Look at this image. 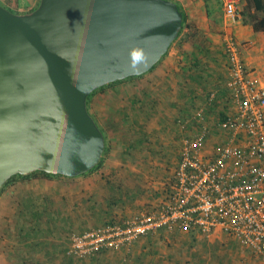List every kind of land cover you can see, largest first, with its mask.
<instances>
[{"label":"water","instance_id":"95a60500","mask_svg":"<svg viewBox=\"0 0 264 264\" xmlns=\"http://www.w3.org/2000/svg\"><path fill=\"white\" fill-rule=\"evenodd\" d=\"M183 26L171 0L0 4V191L17 175L79 177L106 140L88 109L96 90L151 71Z\"/></svg>","mask_w":264,"mask_h":264},{"label":"crops","instance_id":"0c3cea01","mask_svg":"<svg viewBox=\"0 0 264 264\" xmlns=\"http://www.w3.org/2000/svg\"><path fill=\"white\" fill-rule=\"evenodd\" d=\"M14 1L16 0H0V4L11 9V6L15 4ZM35 1L27 0L25 5L34 4ZM171 1L184 8L188 20L196 25V31L190 36L194 37L193 41L188 40L186 45L167 54L153 70L140 78L139 81L143 85L135 82L131 86L118 84L116 90L109 91L102 96H95L94 104L92 102L93 109L88 108L90 114H94L95 111L97 112L95 102H106L104 109L101 110L103 123L101 124L102 119H97L105 137H107V132L110 133L115 128L118 133L122 134L120 138L125 148H132V143L137 141L140 146L144 144V147L164 150L162 155H166L165 157H149L146 160L141 157L138 160L133 158L142 172L141 174L133 172L134 176L139 175V186L135 188L136 192H133L135 193L134 200L132 201L129 195L126 196L127 193L123 196V202L126 204L123 207L129 213L144 209L142 203L145 199V203L161 199L162 194L157 191L162 184L160 180H169L172 177L171 182L174 179L180 161L182 140L185 136L201 132L204 126L210 127V134L206 141V150L210 152L228 141V137L218 130L219 120L229 108L227 100L230 90L226 86L230 74L225 45L227 33L243 45L242 57L246 66L253 71V75L260 83L264 84V32H255L251 25L243 24V22L235 27H227L223 12L222 26L225 36L224 39L221 36L220 41L218 36L212 32L213 28L211 29L214 12L219 11V5L221 6L220 0ZM246 5L248 6L247 0H243V9ZM147 81L149 88L145 86ZM212 93H216L219 100H211ZM200 109L205 113L204 120H199L194 116ZM103 124L106 127L103 128ZM131 133L134 135L133 141L128 138ZM149 136L154 139L148 140ZM150 143L153 147L149 146ZM124 169L126 170V167ZM147 177L154 182V185L152 188L146 186L150 194L145 198L146 191L144 192L140 187L143 182L148 181ZM35 183V180L18 182L0 200V264H15L18 255H21L23 244L18 230L27 222L26 213L31 210V204L28 202L32 198L41 197L42 199V196H45V193L37 191ZM154 186L157 187L153 189ZM18 195L22 196L21 202L16 204L15 200L19 197ZM12 196H14V203L13 201L10 203ZM92 196L86 193L85 214L92 211ZM117 208L118 206L107 210L111 214ZM159 234L155 231L151 237L147 235L139 237L132 244L121 246L113 253L118 257L131 254L134 261L143 257L148 261L149 256L158 253V250L162 251L156 245L161 246L166 243L172 247V245L181 243L185 246L184 248H188L199 242H207L209 246L212 244L217 246L219 243L212 237L194 240L190 236H185L187 235L185 231H180L179 237L162 238ZM217 234L224 235L221 232L215 233ZM221 235L219 238H222ZM227 238L223 237L224 240ZM181 251L183 250L179 249L177 254L182 256ZM164 253L170 255L166 248H164ZM251 257L253 264H264L263 258L255 255ZM19 259L22 260V257Z\"/></svg>","mask_w":264,"mask_h":264},{"label":"built area","instance_id":"2783aa9c","mask_svg":"<svg viewBox=\"0 0 264 264\" xmlns=\"http://www.w3.org/2000/svg\"><path fill=\"white\" fill-rule=\"evenodd\" d=\"M227 27L242 23L243 0H220ZM229 58L228 109L218 130L228 141L206 150L211 130L185 136L174 179L164 201L121 224L95 227L70 238L68 254L87 258L101 250L129 245L149 232H221L264 259V84L246 66L243 45L225 37ZM211 100H219L212 93ZM205 119L203 110L194 115ZM215 129V127H213Z\"/></svg>","mask_w":264,"mask_h":264},{"label":"rangeland","instance_id":"374dc122","mask_svg":"<svg viewBox=\"0 0 264 264\" xmlns=\"http://www.w3.org/2000/svg\"><path fill=\"white\" fill-rule=\"evenodd\" d=\"M14 2L15 4L11 6L12 10L9 8L7 9L16 14L30 13L33 10H35L40 4V0H36L34 4H30V5H25L27 4V0H16ZM182 9L184 10V8ZM250 13H251V8L249 5L248 6L246 5V7L243 9L242 12L243 24L251 25L250 21L252 19ZM212 14L213 12L211 13V15ZM214 15L215 16L212 21L213 26L211 27V29L213 28L212 32L216 34L219 40L221 41L220 37L223 36L224 39L225 33H223L224 32L222 26L223 11L220 5H219V11L214 12ZM255 16L257 18H262L264 16V13L261 12L255 13ZM196 29H197L196 25L192 24L188 20L187 27H185L183 33L180 36H178L177 40L172 44L167 54L172 53L176 49H180V46L186 45L185 43H187L188 40L193 41L194 37L191 38L190 36L194 34ZM226 35H228V33ZM144 76L145 75H142L141 77L135 76L134 79L128 78V80L125 79V81L121 82L120 84L121 85L128 84L131 86V84L135 82L138 83L139 85H143L139 80ZM118 86H119L118 84H115L107 88L105 86V88L102 87L103 89H98V91L95 94H93L89 99L88 108L93 109L92 102L94 104L93 98L95 96L98 95L102 96L109 91L116 90ZM145 86L146 88H149L148 81L145 83ZM95 104L97 105V112L95 111V113L93 112L94 114L91 113V115L96 121L98 127L102 130L99 123L97 122V119L98 120L102 119L101 124L103 123L104 120L101 117L103 112L101 113V110L104 109L106 102L101 103V101H98L95 102ZM102 126L103 128L106 127L104 126V124ZM116 130L115 128H113L112 132L110 133L107 132L106 149L102 158V160H104L103 166L100 167L98 170H95L87 175H82L74 178L61 176V177L48 179L43 177L41 174H37L33 179H27L31 181L35 180L36 181L35 186H37L36 187L37 191H39L40 193H45V196H48L49 198L52 199V201L54 202V208L56 209L55 212L63 211L65 214L68 215L69 219H72V204L76 202L81 207H83L82 205H84V202L86 201V193H87V195L89 194L93 195L92 201L93 202L95 201L96 203L99 204L97 206V209L96 210L92 209L94 210V212L90 214L87 213L85 214V208L84 211L78 209L74 214V216L76 218L84 217V216L88 217V223L93 228L103 226L101 224L109 222L113 218H116L118 221H121L123 220L124 215H128V219L140 215L138 212L135 213L127 212L123 207V205L126 204H124L122 199L123 194L124 192L127 191V189H132V188L135 189L138 188L139 186L138 185L139 175L134 176L133 172L135 174L136 173L141 174L142 171L139 169V165L136 164L135 163L136 161L134 160H138V158L140 157L146 160L149 157L152 158H156L157 156L165 157L166 155H162L164 150H160L158 148L153 147L151 143L149 144V146L153 148L144 147V144L140 146V143H138L137 141H135L136 143H132L133 145L132 148H128V147L125 148L123 145V141L120 138L122 134L118 133ZM128 138L129 139L131 138L130 141H133L134 139L133 133L128 135ZM150 139L153 140L154 138H152V136H149L148 140ZM125 167L126 170L124 169ZM147 179H148L147 182L142 183V181H140V183H142L140 188L143 189L144 192L146 191L145 198H147V195L150 194L146 189V186L152 188V186L154 185V182L150 180L149 177H147ZM170 179H172V177ZM170 179L160 180V184L161 183L162 184L161 186H159V189H157V191L162 194L161 199L153 200L148 203H145L146 202L145 199V202L142 203L144 209H142L143 211L141 213L148 212L153 208L160 206L161 202L165 200L164 199L165 190L167 184L170 183ZM21 181H25V180L18 179L17 181L14 182L13 185L9 186L1 194L0 200L5 194H7L10 191L12 187H14L16 183ZM155 187L157 186H154L153 189ZM21 197L22 196L16 198L15 200L16 204L21 202ZM118 199H119V203H121L118 206L119 209L117 208L115 212L110 214L107 209H110L111 202L113 200L118 202ZM13 200H14V196L10 198V203ZM12 203H14V201ZM93 208H95L94 205ZM113 208H115V206ZM62 235L57 234L58 237L56 238V240L58 242L56 241V244H61L64 245L65 247H68L71 236L70 235L62 236ZM220 235L221 234L212 236V238H214L215 240L217 239L221 240V241L219 240V243L217 244L216 247L214 245H210V246L207 245V242L204 243L199 242L198 244H192L188 248H184L185 246L181 243H179L180 245L178 244L172 245V247H170V245H167L166 243L162 244L161 246L156 245V247L158 249H161L162 251L158 250V253L149 256L147 262L148 264L153 262H155V264H253V260H251L252 258L251 255H254V253L252 251L246 249L245 247L243 248L241 245H238L235 242H232L233 240L232 241L228 239L224 240L223 237L227 238V236L221 235L222 238H219ZM166 237L169 236L167 235ZM202 238H204L203 235H196L194 237L192 236V239L194 240H200ZM164 248H166L170 252V255L164 253ZM179 249L183 250L181 251L182 256L180 254H177ZM117 257H118L117 255L113 254L111 256L112 259L111 258L109 259L111 261H114ZM130 261L133 262L134 258H130Z\"/></svg>","mask_w":264,"mask_h":264},{"label":"trees","instance_id":"16d2710c","mask_svg":"<svg viewBox=\"0 0 264 264\" xmlns=\"http://www.w3.org/2000/svg\"><path fill=\"white\" fill-rule=\"evenodd\" d=\"M247 2L251 8L252 14L250 13V16L252 20L250 22H251V26L253 30L258 33L264 32V16L262 18H257L255 16V13H259V12L264 13V0H247ZM178 7L180 9V12L183 14V26L179 33V36H180L185 30V27H187L188 17H187V14L184 12V10L180 6ZM242 22H243V18H242ZM165 56H167V54ZM164 57L162 59H164ZM226 57L228 59V67H229L230 64H229L228 55ZM129 79H134V77L133 78L130 77ZM123 81L125 80L117 81L106 87H109L115 84H120ZM103 88H100V89H103ZM97 91L98 90H96L94 93H92L88 97V101L91 98V96L95 94ZM102 132L104 133L103 130ZM105 140H106V137H105ZM103 161L104 160H101V162L89 173L95 170H98L100 167H102ZM37 174H41L43 177L48 178V179L61 177V175H51L45 172H36L30 176L17 175L8 181V183L0 191V196L9 186L13 185L14 182L17 181L18 179H23V180L33 179L35 175ZM87 174H84V175H87ZM133 192H136V190L129 189L126 192H124V194L127 193L126 196L129 195L133 201L135 198V193ZM42 197H43L42 199L41 197H39L38 199L32 198L28 202V204H31V210L28 213H26L27 222L24 223L22 227H19V230H18L19 235L22 236L21 243L23 244L22 246L23 249H22L21 255H18L19 257H17L15 264H148L147 260L144 257L138 259L137 261H133V262L130 261V258H132L131 254L128 256L119 255V257H117L114 261H111L109 258H111L113 254H115L113 252L118 251L117 248H109V249L101 250L98 253L90 257H87V258H78V257L69 255L68 254L69 245L68 247H65L64 245L56 244V241H57L56 238L58 237L57 234L59 235L63 234L62 236H65V235L72 236L73 234H76V233L81 234L85 231L93 229V227H91L88 223V217L86 218V216H84V217L76 218L74 216V214L76 213L78 209H81L84 211V205H82L83 207H81L78 203L74 202L72 204V219H69L68 215L65 214L63 211L55 212L56 209L54 208V202L52 201L51 198H49L48 196H42ZM25 203L27 204V202ZM119 204H121L119 203V199H118V202L113 200L111 202L110 209L113 208L114 206L115 207L119 206ZM93 205L95 208H92V209L96 210L99 204L94 201L92 203V207ZM142 211L143 210L140 209L138 210V213L141 214ZM93 212L94 210L88 211L87 214H90ZM126 219H128V215H124L123 220H126ZM123 220L118 221L116 218H113L109 222L103 223L101 225L104 226V225L121 224ZM155 231H158V233H160L159 234L160 237L166 238L167 235L169 237H179L181 230H174L170 232L168 231L166 227H161ZM153 234L154 232H149L146 235L151 237L153 236ZM185 234H187L185 236H190V237L192 236L194 237L196 235H203L204 239L208 238V236H206L205 234H202L197 231H189V232H185ZM227 239L231 241L233 240L232 242H235L236 244L241 245L243 248L245 247L239 240H236L233 237H228ZM216 242H219V241L216 240ZM69 243H70V240H69ZM214 246L216 247V245ZM20 257H22V260L19 259ZM150 264H155V262L150 263Z\"/></svg>","mask_w":264,"mask_h":264}]
</instances>
